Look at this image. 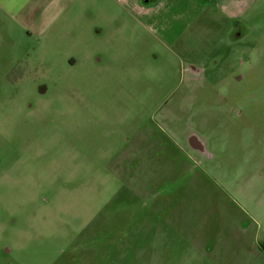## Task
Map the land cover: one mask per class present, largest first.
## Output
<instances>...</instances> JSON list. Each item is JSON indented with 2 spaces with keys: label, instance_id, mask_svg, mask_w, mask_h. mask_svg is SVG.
<instances>
[{
  "label": "rangeland",
  "instance_id": "374dc122",
  "mask_svg": "<svg viewBox=\"0 0 264 264\" xmlns=\"http://www.w3.org/2000/svg\"><path fill=\"white\" fill-rule=\"evenodd\" d=\"M228 2L75 0L0 40V148L32 129L0 166V264H210L264 198V0Z\"/></svg>",
  "mask_w": 264,
  "mask_h": 264
},
{
  "label": "crops",
  "instance_id": "0c3cea01",
  "mask_svg": "<svg viewBox=\"0 0 264 264\" xmlns=\"http://www.w3.org/2000/svg\"><path fill=\"white\" fill-rule=\"evenodd\" d=\"M75 0H0V40L2 48L6 47L5 39L11 32L17 33V37L21 41L32 36L34 32L37 33L35 28V23L39 19L42 21H47L48 24L56 23L58 18L63 14L66 6L70 2ZM172 0H109L115 7L122 6L126 9V12L135 20L141 18L142 20H151L152 18L159 17L161 8L166 6L167 2ZM193 6H196V0H188ZM227 4L223 5L224 16L233 17L230 9V4L235 3L243 7L252 0H228ZM255 0H253L254 3ZM240 15V12L237 13ZM11 37V36H9ZM8 37V38H9ZM24 37V39H23ZM239 67V66H237ZM211 66L209 70H211ZM160 81L158 82V87H160ZM264 100L262 97L256 99L257 104ZM254 103V102H252ZM245 108V107H244ZM243 108V109H244ZM252 113V112H250ZM248 113V114H250ZM240 113L239 115H241ZM256 115V112L254 113ZM246 117V116H245ZM240 130V125H238ZM32 129H22L14 128V131H18L16 134L19 138L14 139L13 144L5 145L2 144L0 150L3 154L0 156V166H9L11 161L14 164L20 165L26 160L22 159V149L25 152L28 145H31L32 138L25 137V131H30ZM29 133V135H32ZM27 139L29 140L27 142ZM23 144V145H22ZM141 144L134 143L130 150H128L125 158L131 156V152L138 147L140 150ZM17 156V159H16ZM128 160V159H127ZM211 159L209 158V163ZM247 184H264V177L254 178L252 181H246ZM263 187V186H262ZM261 187V188H262ZM240 188H249L248 186ZM258 188V187H257ZM239 199L240 206L236 216L240 215V223L233 225L229 224L231 221V214L225 216V223L228 225L225 232L230 231V234L223 235V239L220 236L217 240L212 243L211 255L209 258L210 264H232L236 259H241L244 264H264V252L259 248V241L264 238V198H259L255 196H248L247 190L245 194L240 195ZM160 208L158 213L160 214ZM162 214H165L164 212ZM241 226L238 231L232 229L235 226ZM217 237V235L215 236Z\"/></svg>",
  "mask_w": 264,
  "mask_h": 264
},
{
  "label": "trees",
  "instance_id": "16d2710c",
  "mask_svg": "<svg viewBox=\"0 0 264 264\" xmlns=\"http://www.w3.org/2000/svg\"><path fill=\"white\" fill-rule=\"evenodd\" d=\"M261 249L264 251V242L261 244Z\"/></svg>",
  "mask_w": 264,
  "mask_h": 264
}]
</instances>
